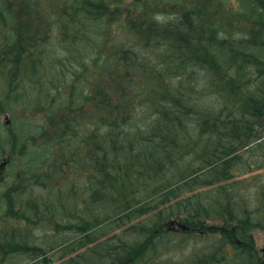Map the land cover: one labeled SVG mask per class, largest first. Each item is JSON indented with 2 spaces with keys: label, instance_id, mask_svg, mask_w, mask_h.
I'll list each match as a JSON object with an SVG mask.
<instances>
[{
  "label": "trees",
  "instance_id": "obj_1",
  "mask_svg": "<svg viewBox=\"0 0 264 264\" xmlns=\"http://www.w3.org/2000/svg\"><path fill=\"white\" fill-rule=\"evenodd\" d=\"M0 72V264H264V0H0Z\"/></svg>",
  "mask_w": 264,
  "mask_h": 264
},
{
  "label": "rangeland",
  "instance_id": "obj_2",
  "mask_svg": "<svg viewBox=\"0 0 264 264\" xmlns=\"http://www.w3.org/2000/svg\"><path fill=\"white\" fill-rule=\"evenodd\" d=\"M229 6H230L229 3L218 1L209 8L208 14L206 17L208 19H211L213 22H215V19H217V21L220 24V29H222V28L227 29L226 31H220L218 33V37L222 38V41L224 39H226V40L228 39V41H229L228 45L231 46V45L237 44L235 42V40L238 41V40H242V38H244V39L246 38V29H245L246 23L242 26H239L240 20L233 13H231L232 10L230 9ZM234 6H235V4H234ZM168 15L171 19L173 18V16L171 14H168ZM158 16H159V20H164L166 18V15H164L162 13H159ZM21 18L24 21L29 20V17H27L26 14H22ZM31 27L39 29V28H41V25L40 24H32ZM249 30H250V27L248 29V32H249ZM38 38H41V37L39 36ZM54 41H55V39H54ZM58 42L59 41L56 42V46H58V48H60L61 44ZM58 54H60V53L56 52L54 55H58ZM1 75H0V78L3 81V76H1ZM196 77L199 78V76H196ZM4 84L5 83H2V85H4ZM134 95L135 94L133 92L130 95L131 97L130 96L129 97L132 98ZM81 103H84V105H85L84 109L81 112H83L85 115H90L92 113V107H91L90 102H87L86 100H82ZM219 107H221V106H219ZM219 107H217V109H220ZM14 112L15 111H13L12 113L14 114ZM140 114H141V112L139 111L138 115H140ZM10 115H11L10 111H8V112L4 111V112L0 113V120L2 122H8ZM39 116H44V115L42 113V114H39ZM261 130L264 131V120H263V128ZM6 163L7 162L5 160L4 164L6 165ZM263 173H264V168L254 172V175H256L257 180L261 181V180H264V177H262ZM1 175H2V172L0 171V177H1ZM252 175L253 174H248L247 176L251 177ZM215 221H217V223H221L219 221V219H215ZM252 231H253V234L255 237L256 247H257L259 253L264 255V229H254Z\"/></svg>",
  "mask_w": 264,
  "mask_h": 264
},
{
  "label": "bare ground",
  "instance_id": "obj_3",
  "mask_svg": "<svg viewBox=\"0 0 264 264\" xmlns=\"http://www.w3.org/2000/svg\"><path fill=\"white\" fill-rule=\"evenodd\" d=\"M6 165L4 163L0 164V168H4Z\"/></svg>",
  "mask_w": 264,
  "mask_h": 264
}]
</instances>
